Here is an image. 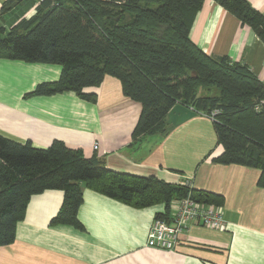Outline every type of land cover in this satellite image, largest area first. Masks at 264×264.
Wrapping results in <instances>:
<instances>
[{
    "label": "trees",
    "instance_id": "trees-1",
    "mask_svg": "<svg viewBox=\"0 0 264 264\" xmlns=\"http://www.w3.org/2000/svg\"><path fill=\"white\" fill-rule=\"evenodd\" d=\"M25 0H6L8 12ZM35 0L36 12L2 29L0 59L62 66L60 78L41 82L29 96L71 91L97 102L106 76L120 80L125 96L142 104L133 143L162 134L178 102L213 118L223 153L213 161L261 171L264 188V82L242 62L206 53L190 37L205 0ZM264 42V14L248 0H215ZM89 188L136 208L158 203L170 219L173 201L191 197L224 206L225 197L156 176L116 172L97 156L55 140L49 147L0 133V246L13 243L32 196L65 193L52 225L85 227L78 217ZM155 218V219H156Z\"/></svg>",
    "mask_w": 264,
    "mask_h": 264
},
{
    "label": "crops",
    "instance_id": "crops-1",
    "mask_svg": "<svg viewBox=\"0 0 264 264\" xmlns=\"http://www.w3.org/2000/svg\"><path fill=\"white\" fill-rule=\"evenodd\" d=\"M0 36L19 19L36 12L35 0H25L2 12ZM264 14V0H248ZM190 37L206 53L245 63L264 82V42L215 0H205ZM62 66L0 59V133L37 147L55 140L99 157L116 172L156 176L168 183L225 197L226 226L214 229L193 224L175 250L147 245L150 227L165 204L136 208L89 188L84 189L78 217L85 229L52 225L65 193L49 189L32 196L13 243L0 246V264H264V188L261 171L223 165L213 158L223 153L211 119L196 116L167 136L146 135L133 143L142 104L125 96L119 79L106 76L97 102L67 91L29 96L41 82L60 78ZM98 143V149L94 144Z\"/></svg>",
    "mask_w": 264,
    "mask_h": 264
},
{
    "label": "built area",
    "instance_id": "built-area-1",
    "mask_svg": "<svg viewBox=\"0 0 264 264\" xmlns=\"http://www.w3.org/2000/svg\"><path fill=\"white\" fill-rule=\"evenodd\" d=\"M94 148L98 149V143L94 144ZM183 185L190 186V183L186 182ZM224 214L222 206L203 204L191 197L175 200L171 205L170 219L156 218L153 221L147 245L160 250H175L182 233L193 224H202L214 229L224 228L226 226Z\"/></svg>",
    "mask_w": 264,
    "mask_h": 264
},
{
    "label": "water",
    "instance_id": "water-1",
    "mask_svg": "<svg viewBox=\"0 0 264 264\" xmlns=\"http://www.w3.org/2000/svg\"><path fill=\"white\" fill-rule=\"evenodd\" d=\"M198 114V111H196L195 109H192L191 107L178 102L176 105H174V107L169 111L167 115L168 127L162 133V136H167L176 127L198 116Z\"/></svg>",
    "mask_w": 264,
    "mask_h": 264
},
{
    "label": "rangeland",
    "instance_id": "rangeland-1",
    "mask_svg": "<svg viewBox=\"0 0 264 264\" xmlns=\"http://www.w3.org/2000/svg\"><path fill=\"white\" fill-rule=\"evenodd\" d=\"M192 109H195L193 107H191ZM196 110V109H195ZM197 111V110H196ZM199 115V114H198ZM200 116H205V117H208L209 119H211V121H213L212 117L210 115H207V114H200Z\"/></svg>",
    "mask_w": 264,
    "mask_h": 264
}]
</instances>
